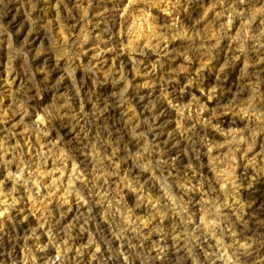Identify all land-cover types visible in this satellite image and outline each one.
Wrapping results in <instances>:
<instances>
[{
	"label": "rangeland",
	"instance_id": "obj_1",
	"mask_svg": "<svg viewBox=\"0 0 264 264\" xmlns=\"http://www.w3.org/2000/svg\"><path fill=\"white\" fill-rule=\"evenodd\" d=\"M0 87V264H149L169 219L182 264H253L242 169L207 186L224 143L264 174V0H0ZM189 134L186 159L163 156Z\"/></svg>",
	"mask_w": 264,
	"mask_h": 264
},
{
	"label": "bare ground",
	"instance_id": "obj_2",
	"mask_svg": "<svg viewBox=\"0 0 264 264\" xmlns=\"http://www.w3.org/2000/svg\"><path fill=\"white\" fill-rule=\"evenodd\" d=\"M41 0H36V2H40ZM43 40V39H39ZM104 52H102L98 58H96V62L100 67H103L104 63ZM51 65L48 61L45 62V66ZM60 89L64 88L63 85L59 86ZM172 86L169 87V89ZM2 91V88L0 87V93ZM244 90L240 89L235 92V96L237 98H243L244 96ZM216 109V108H215ZM6 125L3 123H0V134L2 133L3 136L8 138V135L5 132ZM173 136L175 137L176 134L174 131H172ZM194 138V135L189 134L187 138L181 137L175 140L166 150L164 157H167V159L171 160H178V162L186 159L185 155V149L188 146L189 142ZM155 144L159 146V148H163L164 144L161 141V138H157L155 141ZM135 145V141H131V146ZM76 149L79 147L74 145ZM232 146L228 144H223L220 147H218L219 151L226 152L225 156L218 159V163L215 166L216 172L213 175V179L210 180V185L207 186V192L211 190V195L215 194L219 196V192L217 190L218 183L223 185L228 184V179L232 177V172H238V170L241 168V172L239 175H237L238 179L237 182H239V185L243 187L242 190V196L245 199H253L251 202L252 207L246 206L245 210L247 213H249V219H250V226L247 231L248 238L250 240H256L255 244L253 245L250 243L249 248H247L244 252V261L245 262H251L253 264L255 259H258V264H264V174L261 172H255L252 174V178H247L250 166L247 165L245 160L248 162L251 160V156L253 155L250 152H245L240 155L239 161L234 162L235 158L229 155L227 152L231 149ZM214 159L217 158V156L211 155ZM80 160L84 163H86L87 158L85 155H80ZM47 161V160H46ZM108 164H104V167H107ZM1 163H0V171H1ZM128 170H133L134 172H142L139 169H136L133 167L132 164L129 165ZM137 170V171H136ZM176 168L171 167L169 172H176ZM249 181V182H248ZM208 184L207 181H202V185L206 186ZM162 198V197H161ZM163 199V198H162ZM224 201V197H221L219 200L213 198L210 196L207 201L203 204V210L209 214V215H215V209L221 207L222 203ZM195 203V202H193ZM201 203L200 201L196 202ZM133 206H135V202L133 200ZM144 209V206H143ZM168 226V234L163 238V240L169 245V252L162 257L163 259H160L159 257L155 256V259L152 260L149 264H182V256L184 252L183 247V239L182 235L180 234L181 229L183 228V225L178 220H171L169 219L167 221ZM63 224H60L57 226L59 228L58 231H60L61 236H65L70 227L71 224L69 223L68 216L64 217ZM64 227V228H63ZM217 226L213 227V230L216 232ZM177 236V240L171 241V236ZM157 236L153 235L152 239ZM197 243L199 247H203L207 242H210L212 239V235H209L207 232L204 233H196ZM75 242H79L83 239L82 233H76L74 236ZM45 256L48 257L51 254V251L44 252ZM203 259L208 264H220V261L217 258L213 257H207L203 256ZM77 262H80L82 264H89L91 259L88 257L87 254H84L76 259Z\"/></svg>",
	"mask_w": 264,
	"mask_h": 264
}]
</instances>
